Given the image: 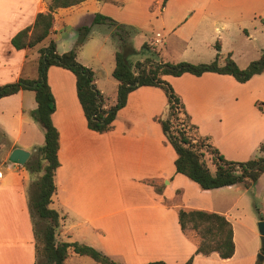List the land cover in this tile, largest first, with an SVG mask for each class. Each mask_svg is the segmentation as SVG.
<instances>
[{
  "label": "crops",
  "instance_id": "0c3cea01",
  "mask_svg": "<svg viewBox=\"0 0 264 264\" xmlns=\"http://www.w3.org/2000/svg\"><path fill=\"white\" fill-rule=\"evenodd\" d=\"M49 1L0 0V85L19 77L35 78L38 50L47 44L49 38L55 41L58 53L72 48L76 37L65 39L71 18L77 17L78 25L90 27L77 51L78 61L86 43L99 49L104 46L107 36L94 35L96 32L103 30L110 33L115 29L114 25L106 22L94 23L96 13L108 16L118 24L133 26L139 45L146 42L158 51L160 57L163 48L159 46L163 44L166 49V37L170 35L181 42L185 50L198 48L197 28L213 24L215 16L223 10L218 8L224 6L223 1L235 2L83 0L54 10L48 38L31 48L15 49L11 45V37L22 28L31 26L38 12H46ZM232 6L242 7L241 3ZM95 55L98 56L97 50ZM136 61H141V58ZM114 63L115 60L110 70L111 76ZM222 63L221 58L219 64ZM258 75L260 73L247 81H252ZM231 77L209 71L199 76L185 72L171 80L198 133L212 139L215 146L222 142L217 130H222V136H225V131L233 123L237 125L242 114H245V94L237 89L238 84ZM93 78L96 88L107 98V104L114 103L118 81L113 77V89L107 91L100 85L97 75L93 74ZM47 83L55 101L51 120L59 133V165L54 173L56 189L50 203L60 215L56 239L91 245L112 258H123L124 263L141 264L161 259L167 264H183L194 252L197 243L189 241L181 229L178 240L167 243V203L180 198L184 187L181 173L175 171V152L155 126L154 118L165 109L166 95L163 89L147 85L129 92L123 108L128 111L124 131L120 133L122 127L116 130L113 121L111 130L99 133L87 127L76 94L75 76L71 71L50 65L47 68ZM35 107L34 92L29 89H20L0 97V132L6 141L0 145V264H37L27 193L30 183L40 173L31 172L24 164L8 160L10 151L15 147L27 150L29 158L34 146L43 143V130L31 116ZM121 111L119 109L117 112ZM167 144L174 156H170ZM121 180L130 187L127 191L131 201L128 203L119 200ZM164 180H167L165 184ZM193 183L194 186H190L195 195L208 194L211 190L200 189ZM167 186L173 192L170 196ZM235 206V202H230L221 207L224 209L211 210V207L203 204L187 203L180 207L223 214L232 225L234 252L231 257L222 259L216 253L207 256L195 254L192 264H255L257 249L237 245L240 223L230 212ZM259 213L263 216V210ZM82 256L87 255L68 249L64 264H68L71 258L72 261H82ZM260 264H264V258Z\"/></svg>",
  "mask_w": 264,
  "mask_h": 264
},
{
  "label": "trees",
  "instance_id": "16d2710c",
  "mask_svg": "<svg viewBox=\"0 0 264 264\" xmlns=\"http://www.w3.org/2000/svg\"><path fill=\"white\" fill-rule=\"evenodd\" d=\"M81 1L83 0H50L46 12H38L31 26L22 28L11 37V45L15 49L34 47L51 34L53 12L56 8L71 6ZM165 1L163 0V3ZM93 22L114 25L115 32H119L120 47L115 51V63L112 69V76L118 81L114 103L107 104V98L94 84L92 70L76 58L77 51L90 30L89 26L78 28V37L73 47L62 53L57 52L55 41L49 38L47 44L38 50L35 78L19 77L0 85V97L16 93L20 89L34 92L36 107L31 112V116L42 128L44 141L41 145L34 146L24 166L31 172L40 173L29 185L28 209L33 220L35 254L39 252L43 255L48 264H64L68 249L80 255H87L100 264H118L109 255L91 245L56 239L60 215L50 203L56 189L54 173L59 165L57 157L59 133L51 120L55 101L47 83V68L50 65L63 67L74 74L76 94L87 127L99 133L112 129L116 113L125 105L129 92L147 85L162 88L166 95L165 109L163 116L154 119L160 122L162 133L175 152V171L195 182L200 189L208 190L234 184L249 188L264 173L263 155L245 161L225 159L209 137H203L198 133V128L191 122L180 97L162 78L163 75L179 76L185 72L199 76L209 71L228 74L238 82H245L253 75L264 71V50L258 58L250 61L244 68H240L230 52L226 54L221 52L219 40L214 43L213 59L202 63L184 60L154 61L151 55H158V51L144 42L141 48L148 51L149 56L143 61H136L133 68L124 53L126 49L133 51L132 45L127 42L129 35L127 28L131 27L118 24L110 17L98 13L95 14ZM221 58L223 63L219 64ZM259 150L264 151V144H260ZM35 216L45 223L40 229L36 228ZM258 219H263L259 211ZM177 222L183 232L193 231L198 237L194 252L183 264H192L195 254L207 256L216 253L222 259L232 256L234 252L232 225L223 214L202 209L180 208L177 211ZM260 252L264 254V246L260 247ZM141 264L167 263L158 259Z\"/></svg>",
  "mask_w": 264,
  "mask_h": 264
},
{
  "label": "rangeland",
  "instance_id": "374dc122",
  "mask_svg": "<svg viewBox=\"0 0 264 264\" xmlns=\"http://www.w3.org/2000/svg\"><path fill=\"white\" fill-rule=\"evenodd\" d=\"M222 3L224 6H219L218 8L221 10L223 9V12L220 11V13L215 16L213 24H209L203 28H201V26L197 28L196 39L198 48L193 51L190 49L185 50L182 48V43L177 42L173 35H170L166 37L168 47L164 49L163 44H159V47L163 48L160 54L161 56L151 55L153 60L163 62H178L181 60L191 63L209 62L213 59L215 54L214 43L216 40H219L221 44V52L223 54L231 52V57L240 68H244L250 61L258 58L264 50V0H248L246 2L235 0V2L223 1ZM234 3H241L242 7H233L232 5ZM76 20H78L77 17L70 19V24L67 25L68 29L65 33L66 40L74 36L77 39L78 28L86 26L84 24L78 25ZM130 27L132 29L127 28L129 32L127 42L132 45L133 51L127 49L123 51L127 61L134 68L135 61L140 58L141 61H143L145 57L149 56V52L141 48L139 45L140 42L135 34V32H137L136 29L133 26ZM94 31H96V29H94ZM118 33H116L115 30L110 33L103 30H101V32H96L94 35L107 36V41L104 46L99 49L86 43V47L81 49L78 58L79 61L91 68L92 72H94L93 74L97 75L100 79V85L107 91L113 89L112 80L114 79L111 76L110 70L114 61V51L120 47ZM60 48H63V46ZM96 50L98 56L95 55ZM162 78L170 84L175 92L171 80L175 79L176 76L164 75ZM231 79L238 84V88H236L243 91L245 94L246 101L243 102L245 114H242V118L237 125L233 123V126L225 131V136H222V130H217V132H219L217 135L222 139V142L219 146L216 145L215 147L227 160L245 161L256 158L264 153V151L262 153L259 150L260 144L264 143V71L250 82H238L232 77ZM123 108L124 106L120 108V110H122L121 112L116 113L114 120L116 130L119 131L121 127L123 128L120 130V133L124 131L125 119L128 116L127 109ZM158 115V117L163 116V112ZM156 120L157 119H155V124L157 125L155 126L161 134L160 122ZM5 143V137L0 132V145ZM167 146L170 156H174L171 147L168 144ZM2 168H4V166H2ZM180 176L183 180L184 187L181 191L182 195L180 198L173 199L167 203L169 204L166 214L167 243L175 242V240H178V236H180L178 235L180 228L177 224L176 215L178 209L183 206V203L192 205L203 204V206L211 207L212 210L224 209L221 207L229 205L230 202H235L236 206L232 207L230 212L240 223V234L237 238V245L240 248L252 247L257 249L255 252V259L256 262L261 263L262 260L260 261L257 258V254L260 252L261 247V238L257 229V218L258 211L260 212L261 210H263L264 216V175L259 177L249 188H244L240 184H234L232 187H218L208 191V194L201 193L198 195H195V192L190 186H194V183L184 175L180 174ZM166 181L167 180H164L163 184H165ZM120 186L118 192L119 200L120 202L128 203L130 200L128 196L130 195L127 190H129L130 187H128V184H124L123 180H121ZM125 187L128 188L124 189ZM166 190L169 196L173 194L171 187L167 186ZM34 221L37 229H40L45 224L44 221L36 216ZM233 224L235 226V221H233ZM185 234L188 236L189 241L197 242L198 237L193 231H185ZM37 241L40 247V240L38 239ZM81 258H83L82 261H72L71 258L68 264H100L87 256H82ZM113 259L118 264H131L130 262L124 263L123 258L120 257H115ZM37 264H46L45 257L39 252L37 253Z\"/></svg>",
  "mask_w": 264,
  "mask_h": 264
},
{
  "label": "water",
  "instance_id": "95a60500",
  "mask_svg": "<svg viewBox=\"0 0 264 264\" xmlns=\"http://www.w3.org/2000/svg\"><path fill=\"white\" fill-rule=\"evenodd\" d=\"M28 156H29V152L27 150H24L19 147H15L10 151L8 155V160L13 163L22 165L26 162V160L28 159ZM257 229H258V232L261 238V246H264V219H259L257 221ZM257 258L260 261L263 260L264 254L259 252L257 254Z\"/></svg>",
  "mask_w": 264,
  "mask_h": 264
}]
</instances>
